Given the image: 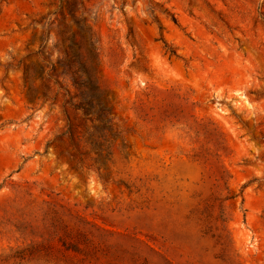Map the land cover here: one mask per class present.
<instances>
[{
	"label": "rangeland",
	"instance_id": "374dc122",
	"mask_svg": "<svg viewBox=\"0 0 264 264\" xmlns=\"http://www.w3.org/2000/svg\"><path fill=\"white\" fill-rule=\"evenodd\" d=\"M0 264H264V0H0Z\"/></svg>",
	"mask_w": 264,
	"mask_h": 264
},
{
	"label": "trees",
	"instance_id": "16d2710c",
	"mask_svg": "<svg viewBox=\"0 0 264 264\" xmlns=\"http://www.w3.org/2000/svg\"><path fill=\"white\" fill-rule=\"evenodd\" d=\"M81 85H83L84 86V84L83 83H81ZM87 87V86H86ZM94 88H95V86H94V84L91 82V81H89L88 82V90H89V95H88V97H89V99H94V98H96L97 96H96V94H95V90H94ZM80 94H81V96H83L85 93L83 92V90L80 92ZM81 108H83L82 106H80ZM105 111V109L104 108H100L99 109V112H101V113H103Z\"/></svg>",
	"mask_w": 264,
	"mask_h": 264
}]
</instances>
